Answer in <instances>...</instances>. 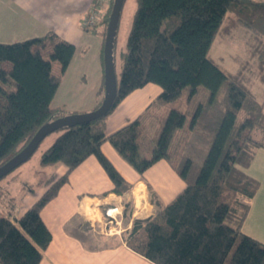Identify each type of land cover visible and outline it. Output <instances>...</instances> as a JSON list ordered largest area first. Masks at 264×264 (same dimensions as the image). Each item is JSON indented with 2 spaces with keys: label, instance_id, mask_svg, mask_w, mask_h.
<instances>
[{
  "label": "trees",
  "instance_id": "1",
  "mask_svg": "<svg viewBox=\"0 0 264 264\" xmlns=\"http://www.w3.org/2000/svg\"><path fill=\"white\" fill-rule=\"evenodd\" d=\"M114 1L109 0L95 25L84 26L101 35L104 44ZM237 30L248 36L249 57L231 73L209 54L219 35ZM75 52L74 44L55 33L0 43V167L44 125L68 115L63 108H52V101ZM53 62L60 65L57 73ZM123 62L109 114L63 128L43 153L41 165L62 164L66 172L17 224L10 220L13 206L0 216V262L40 264L52 241L41 211L90 156L98 159L115 193L130 190L102 150L110 142L140 175L166 160L185 183L168 204L149 187L156 211L136 219L124 236L132 250L155 264H264V244L242 231L248 201L260 186L246 169L264 148V101L250 87L254 78L264 85V0H137ZM150 84L161 87L159 101L172 107L146 158L140 153L144 132L139 120L112 134L107 133L106 120L124 98ZM241 111L247 119L238 125Z\"/></svg>",
  "mask_w": 264,
  "mask_h": 264
},
{
  "label": "crops",
  "instance_id": "2",
  "mask_svg": "<svg viewBox=\"0 0 264 264\" xmlns=\"http://www.w3.org/2000/svg\"><path fill=\"white\" fill-rule=\"evenodd\" d=\"M92 1L0 0V43L11 44L55 33L75 45L74 57L62 75L52 101V108H63L68 115L91 112L104 97V39L87 31L83 25ZM89 57L93 63L90 70L87 66ZM161 91L160 86L150 84L124 98L106 120L107 133L112 134L135 120L141 122L137 114L148 111L156 101L166 105L159 101ZM102 150L130 183V190L123 195L115 193V185L98 159L95 156L86 159L41 211L42 219L52 233V241L43 252L40 264H155L132 250L124 236L136 219H146L155 213L156 205L149 187L164 204H168L182 191L185 183L181 178V182H177L173 177L170 182L153 185L148 180L149 171L164 160L142 176L110 142H105ZM53 167L57 168L58 177L66 172L62 164ZM246 173L258 180L260 186L248 201L250 209L242 231L264 244V148L258 149ZM3 186L0 184V195ZM38 199H31L23 207L12 204L10 220L17 224ZM11 206L7 208V214ZM114 222L120 230L108 233V223Z\"/></svg>",
  "mask_w": 264,
  "mask_h": 264
},
{
  "label": "rangeland",
  "instance_id": "3",
  "mask_svg": "<svg viewBox=\"0 0 264 264\" xmlns=\"http://www.w3.org/2000/svg\"><path fill=\"white\" fill-rule=\"evenodd\" d=\"M136 9L137 0H126L122 9L115 46V65L118 82L121 81L124 65L123 53L127 50V41ZM248 41V36L243 30H237L227 36L219 35L213 43L209 57L223 69L231 73H236L240 64L249 57L247 51ZM88 54L90 56L92 51ZM87 60L88 69H93V63H91L90 57L87 58ZM59 68V63L54 62L53 69L59 71ZM76 69L79 70V67L76 66ZM73 70H75V65ZM157 86L159 85H156V87ZM250 87L257 95V98L260 101H264V86L259 84L257 79L254 78L253 82L251 81ZM157 102L158 101L152 104L148 108V111L143 110L140 112L139 110L140 113L137 111V113H139L137 117L141 120V130L144 132V135L139 139L140 153L142 157L146 158L151 157L153 149L163 130L166 116L172 107V104L161 105ZM246 119L245 111H241L237 119L238 125L242 124ZM61 133V131H57L46 137L34 155L1 182L4 186L1 189V201L3 202L0 204V216L6 215L7 208L14 203L23 207L24 204H27L31 199H38L41 192L45 191L52 181L59 176L56 167L43 166L40 160L45 150L53 144ZM153 168L154 169L149 171L148 174V180L153 183V185H159L160 183L165 184L167 181L170 182L173 177L175 181L181 182L180 177L172 170L166 160ZM107 226L106 230L108 233H115L116 230H120L119 227L116 229V222L108 223Z\"/></svg>",
  "mask_w": 264,
  "mask_h": 264
},
{
  "label": "water",
  "instance_id": "4",
  "mask_svg": "<svg viewBox=\"0 0 264 264\" xmlns=\"http://www.w3.org/2000/svg\"><path fill=\"white\" fill-rule=\"evenodd\" d=\"M125 2L126 0L114 1L113 10L107 28V35L104 44L105 95L102 105L91 112L70 114L44 125L19 154L0 167V180L12 173L22 164L26 163L38 150L42 141L50 134L60 131L65 127H75L105 117L112 110L118 95L119 83L116 73L114 46Z\"/></svg>",
  "mask_w": 264,
  "mask_h": 264
},
{
  "label": "built area",
  "instance_id": "5",
  "mask_svg": "<svg viewBox=\"0 0 264 264\" xmlns=\"http://www.w3.org/2000/svg\"><path fill=\"white\" fill-rule=\"evenodd\" d=\"M108 5L109 0H93L87 16L84 19L83 25L85 27L95 25L104 15Z\"/></svg>",
  "mask_w": 264,
  "mask_h": 264
}]
</instances>
